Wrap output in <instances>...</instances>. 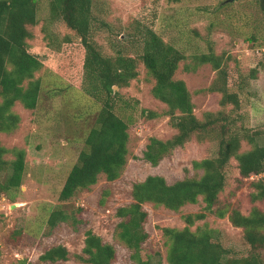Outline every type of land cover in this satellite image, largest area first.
<instances>
[{
	"label": "rangeland",
	"instance_id": "1",
	"mask_svg": "<svg viewBox=\"0 0 264 264\" xmlns=\"http://www.w3.org/2000/svg\"><path fill=\"white\" fill-rule=\"evenodd\" d=\"M92 1L96 26L92 38L102 53L112 57L116 55V49L121 48L124 55L133 56L137 62V76L126 86L113 87L116 92L113 95L114 112L128 125L126 164L116 179L107 180L100 174L89 188L78 191L66 201L59 200L60 190L77 162L85 136L96 123L101 102L83 89L81 50L65 48L61 44L65 34L72 32L50 16V0H38L37 23L28 26L31 37L27 42L30 49L56 50L58 57L47 59L34 72V78L40 80L35 108L28 109L21 102H15L12 110L19 116L18 125L11 131L0 132V145L8 150L3 155L5 160L14 159V149L24 150L20 187L10 191V194L14 193L12 199L5 193L0 194V264H13L19 259L31 264H88L75 256L81 254L85 232L91 229L105 242L114 243L112 235L119 220L114 213L119 206L132 201L133 183L150 174L163 175L171 183L184 177V168H188L189 174L194 172L193 160L217 155V139L199 141L192 136L155 166L144 159L151 136L166 140L176 133V128L166 115L167 105L152 94L154 78L139 58L141 39L137 33L143 27L152 28L186 56L179 63L174 78L185 81L199 119H203L207 110H220L232 117L236 114L231 112L229 105H219V93L208 90L215 76L210 64L199 65L195 71L183 67L195 53L207 52L209 46L216 54H222L229 72V84L236 87L239 82L244 91L241 95L243 104L236 110V117L244 114L245 119L242 123L237 121L234 128L239 129L241 136L260 132L262 135L257 142L264 144V11L259 8L258 0ZM252 68H256V77L250 79ZM148 111L156 115L149 117ZM220 124L223 123L220 121L214 126L212 136L219 138ZM251 147L248 141L241 139L239 151ZM8 174V169L1 170L0 180ZM225 175V186L219 194L221 207H236L246 215L253 207L264 210V198L253 200L251 197L256 192L253 183L260 176H241L234 158L226 165ZM204 205L201 197L196 203L185 204L177 211L153 203L143 204L148 212L145 228L149 236L142 244V251L152 256L151 264H168L165 261L167 245L161 228L184 227L182 216L203 211ZM54 208L66 210L69 217L50 229L46 219ZM204 225L216 229L222 245L233 254H249L250 246L243 238L242 228L233 226L227 215L219 218L206 212V217L196 220L190 229ZM58 244L68 249V259L40 260L39 256L46 249ZM116 247L117 257L112 264H135L125 248L118 244ZM258 252L264 259V248Z\"/></svg>",
	"mask_w": 264,
	"mask_h": 264
},
{
	"label": "trees",
	"instance_id": "2",
	"mask_svg": "<svg viewBox=\"0 0 264 264\" xmlns=\"http://www.w3.org/2000/svg\"><path fill=\"white\" fill-rule=\"evenodd\" d=\"M38 0H0V132L15 129L19 116L12 110L19 101L25 108H35L40 80L34 78V72L39 70L47 59H57L58 51L30 49L27 40L31 37L29 25L37 23ZM92 0H50L49 14L63 23L72 34H65L62 46L72 49L79 48L82 52L83 89L101 102L96 123L89 129L84 139V145L78 154L77 162L68 172L59 193V200L66 201L78 191L89 188L97 182L98 176L104 174L107 180L116 179L127 161L128 125L125 120L114 112L115 85L122 87L137 76V62L133 56H126L121 48L116 49L115 56L102 53L98 44L92 38L94 18L92 15ZM259 8L264 11V0H258ZM141 42L139 58L147 71L154 78L151 89L155 98L167 105L166 115L170 116L171 124L176 133L166 140L151 136L144 151V159L151 165L169 155L171 151L192 136L199 141L218 140V153L212 158L192 161L194 172L189 174L184 168V177L171 183L163 175L150 174L144 180L132 185V201L119 206L114 215L119 218L112 235L114 243L129 252V258L135 264H151L149 254L142 251V244L148 238L145 223L148 212L144 203H153L177 211L183 205L196 203L201 197L204 210L187 213L182 216L185 226L162 227V233L167 245L165 261L168 264H264L262 255L258 252L264 248V210L253 207L249 214H243L236 207L220 206L219 194L226 181L225 167L231 158L237 162L239 174L243 177L264 172V144H259L257 138L260 132L239 134L234 128L237 121L242 123L244 114L237 115V109L243 104L241 97L244 92L240 83L236 87L228 82L227 64L223 62L222 54H216L212 46L207 52L193 55L189 63L183 65L187 71H195L199 65L210 64L214 78L208 90L220 94L219 105L230 106L235 112V118L221 111L207 110L203 119L194 113L191 94L182 79L174 78L179 63L185 55L173 44L164 41L150 27L138 30ZM253 36L250 38L252 39ZM57 56V57H56ZM252 68L249 78H255ZM27 81L24 85L23 82ZM234 87V88H232ZM246 94V93H244ZM156 114L148 111V116ZM220 124V135L212 136L214 126ZM230 126L231 129H230ZM241 139L251 144V148L239 151ZM8 150L0 145V175L1 170H9L3 181L0 180V194L14 197L11 190L20 187L24 172V150L14 149V159L5 160L3 155ZM256 192L251 194L253 200L264 198V175L253 183ZM108 193V191H104ZM206 212H211L219 218L227 215L235 227L242 228L243 238L250 246L249 254L238 256L222 245L218 231L208 226H198L190 229L196 220H203ZM69 217L66 210L54 208L50 211L46 224L50 229L60 221ZM105 242L102 237L91 229L85 232L84 246L81 254L75 256L88 264H112L117 257L116 244ZM40 260L56 262L69 258L68 249L61 244L46 249ZM13 264H31L25 259H19Z\"/></svg>",
	"mask_w": 264,
	"mask_h": 264
},
{
	"label": "built area",
	"instance_id": "3",
	"mask_svg": "<svg viewBox=\"0 0 264 264\" xmlns=\"http://www.w3.org/2000/svg\"><path fill=\"white\" fill-rule=\"evenodd\" d=\"M253 175L262 177L264 175V172H261L259 174H253Z\"/></svg>",
	"mask_w": 264,
	"mask_h": 264
},
{
	"label": "water",
	"instance_id": "4",
	"mask_svg": "<svg viewBox=\"0 0 264 264\" xmlns=\"http://www.w3.org/2000/svg\"><path fill=\"white\" fill-rule=\"evenodd\" d=\"M15 206V204H12V207H14Z\"/></svg>",
	"mask_w": 264,
	"mask_h": 264
}]
</instances>
